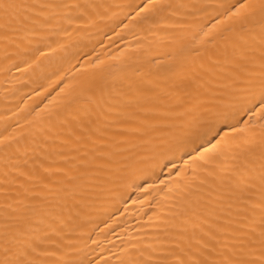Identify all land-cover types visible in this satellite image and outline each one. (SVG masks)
<instances>
[{"label": "bare ground", "instance_id": "6f19581e", "mask_svg": "<svg viewBox=\"0 0 264 264\" xmlns=\"http://www.w3.org/2000/svg\"><path fill=\"white\" fill-rule=\"evenodd\" d=\"M0 264H264V0H0Z\"/></svg>", "mask_w": 264, "mask_h": 264}]
</instances>
